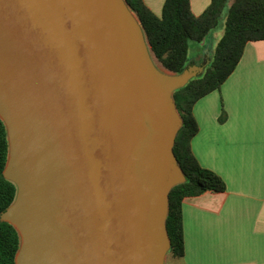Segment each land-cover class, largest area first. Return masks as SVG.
<instances>
[{
	"label": "water",
	"instance_id": "obj_1",
	"mask_svg": "<svg viewBox=\"0 0 264 264\" xmlns=\"http://www.w3.org/2000/svg\"><path fill=\"white\" fill-rule=\"evenodd\" d=\"M126 0H0V212L15 264H164L179 73L160 70ZM167 70V69H166Z\"/></svg>",
	"mask_w": 264,
	"mask_h": 264
},
{
	"label": "crops",
	"instance_id": "obj_2",
	"mask_svg": "<svg viewBox=\"0 0 264 264\" xmlns=\"http://www.w3.org/2000/svg\"><path fill=\"white\" fill-rule=\"evenodd\" d=\"M160 15L164 0H142ZM210 0H190L199 15ZM221 34L223 30H220ZM192 153L223 191L182 202L184 254L177 264H264V39L246 42L234 70L193 106Z\"/></svg>",
	"mask_w": 264,
	"mask_h": 264
},
{
	"label": "trees",
	"instance_id": "obj_3",
	"mask_svg": "<svg viewBox=\"0 0 264 264\" xmlns=\"http://www.w3.org/2000/svg\"><path fill=\"white\" fill-rule=\"evenodd\" d=\"M136 13L150 50L167 70L179 73L189 63V41H202L220 22L223 32L216 41L210 61L203 72L190 78L173 91L176 108L182 118L173 152L185 180L174 185L168 194L166 229L170 241L167 251L172 257L184 254L182 202L206 190L223 191L225 183L214 171L203 167L192 153L190 142L198 130L193 114L195 102L217 89L237 65L248 41L264 39V0H210L208 6L195 15L190 0H164L161 14H154L142 0H126ZM204 54V55H205ZM8 153L7 132L0 119V212L14 199L16 186L4 178L2 170ZM19 235L8 222L0 220V264H15Z\"/></svg>",
	"mask_w": 264,
	"mask_h": 264
},
{
	"label": "rangeland",
	"instance_id": "obj_4",
	"mask_svg": "<svg viewBox=\"0 0 264 264\" xmlns=\"http://www.w3.org/2000/svg\"><path fill=\"white\" fill-rule=\"evenodd\" d=\"M220 30H223L222 22H220L218 27L215 30H213L204 40H202L200 42L194 41V40L189 41L188 53H187L188 61L192 62V63L200 61L205 56L204 54H205L207 49H209V53L212 54V52L214 51V47H215L216 41L221 36V31ZM152 59H153L154 63L156 64V66L160 70H164V71L170 72L169 70H166L155 59V57L153 55H152ZM164 264H177V262L171 260V256L169 254H166V258H165V263Z\"/></svg>",
	"mask_w": 264,
	"mask_h": 264
},
{
	"label": "flooded vegetation",
	"instance_id": "obj_5",
	"mask_svg": "<svg viewBox=\"0 0 264 264\" xmlns=\"http://www.w3.org/2000/svg\"><path fill=\"white\" fill-rule=\"evenodd\" d=\"M203 58H204V57H203ZM201 60H203V59H201ZM201 60H200V61H201ZM200 61H199V62H200Z\"/></svg>",
	"mask_w": 264,
	"mask_h": 264
}]
</instances>
